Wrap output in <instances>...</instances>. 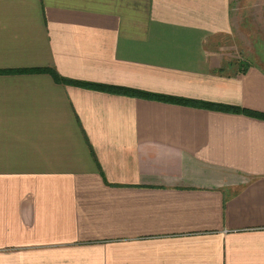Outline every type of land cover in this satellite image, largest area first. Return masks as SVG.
<instances>
[{"label": "crops", "instance_id": "0c3cea01", "mask_svg": "<svg viewBox=\"0 0 264 264\" xmlns=\"http://www.w3.org/2000/svg\"><path fill=\"white\" fill-rule=\"evenodd\" d=\"M233 10L0 0V264H264V118L50 72L264 114Z\"/></svg>", "mask_w": 264, "mask_h": 264}, {"label": "rangeland", "instance_id": "374dc122", "mask_svg": "<svg viewBox=\"0 0 264 264\" xmlns=\"http://www.w3.org/2000/svg\"><path fill=\"white\" fill-rule=\"evenodd\" d=\"M233 7L231 58L264 66V0H233Z\"/></svg>", "mask_w": 264, "mask_h": 264}, {"label": "trees", "instance_id": "16d2710c", "mask_svg": "<svg viewBox=\"0 0 264 264\" xmlns=\"http://www.w3.org/2000/svg\"><path fill=\"white\" fill-rule=\"evenodd\" d=\"M238 64L241 67L248 68L253 63L238 61ZM43 70L44 69L37 70V71H43ZM50 72L53 73L58 80H62L61 82H64V83L80 85L83 87L94 88V89H99V90H103V91H110V92H116V93H121V94L135 95V96H139V97H143V98L156 99V100H161V101H166V102L180 103V104H184V105H199V106H205L208 108L218 109V110H223V111L242 112V113H245L248 115H253V116L260 117V118H264L263 113L255 112V111H252L249 109H243V108H239V107L227 106V105L216 104V103H211V102H200V101L189 100V99H185V98L170 97V96H166V95H159V94L142 92V91L132 90V89H125V88L115 87V86H107V85H100V84H94V83H89V82H79L76 80H68L67 78H62V77L60 78V76L54 70H50Z\"/></svg>", "mask_w": 264, "mask_h": 264}]
</instances>
